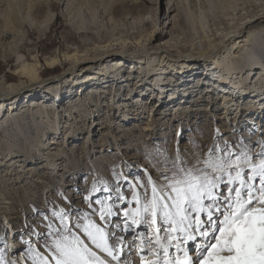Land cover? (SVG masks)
<instances>
[{
    "label": "rangeland",
    "instance_id": "1",
    "mask_svg": "<svg viewBox=\"0 0 264 264\" xmlns=\"http://www.w3.org/2000/svg\"><path fill=\"white\" fill-rule=\"evenodd\" d=\"M79 1L82 3V0H0V76L9 83L18 84L21 81L16 72L19 59L32 62V56H36L40 64L38 73L43 80L40 88L31 90L35 92L34 97L14 98L15 107L22 113L20 117H24L20 123L14 120L8 123L4 139L10 144V154L5 156L0 149V190L7 197L6 202H9L1 203L0 206L12 204L19 210L14 215L17 219L0 215V236L6 235L7 240L10 243L14 241L19 250L23 249L17 230L26 220L35 223L37 217L34 209L44 210L52 201L67 207V202L60 194L67 196L76 207L86 208L81 196L73 195L74 191L86 189L94 178L111 180L114 167L128 174L131 179L137 169L126 166L125 162L127 165L149 168L155 176L154 169L149 167L146 152L156 145L166 148L169 154L176 151L177 142L182 154L186 151L206 152L214 141H234L240 136L247 137L253 126L255 130L251 139L255 141L258 139L256 136H260L259 130L264 128V90L260 94L256 93L264 85L262 76L256 79L259 67L255 69L256 74H251L254 69L248 65L237 73L225 67V63H222L225 70L222 69L212 58L197 63L196 59L189 57L190 60L184 64L175 63L163 68L155 66L154 69L160 73V80L155 83L150 80L152 71L142 72L144 69L139 60L135 58V61L130 57L131 54H125L117 67H112L113 62L111 66H105L113 56L103 57L89 63V69L84 68L85 72L81 75L76 74V70L67 71L68 62L47 68L45 57L57 52L71 54L74 49L82 50L85 47L84 38L94 39L92 32L87 29L92 20L110 27L112 25L107 21V14L110 13L108 18L113 16L115 20L113 31L118 32L128 27L124 19L126 14L154 16L156 10L162 12L166 9L165 1L156 5L151 0H83L89 9L85 5L78 7ZM211 1L216 7L212 8L213 13L208 10ZM241 1L201 0L197 7L191 0L190 8L195 9V13L202 9L204 13L210 14L206 19V30H210L211 34L216 27L221 28L224 23L233 22L252 12L259 3V0L247 3ZM66 4L73 9L71 17L65 13ZM110 8L111 11L107 12ZM90 11L95 15L93 18L88 13ZM51 13L53 19L43 33L31 25ZM145 27L150 29V24ZM166 29L165 24L158 27L159 37L163 34L164 38ZM133 49L136 46L126 47L128 53ZM226 72L233 85H227L228 91L223 96L219 87L225 83L222 74ZM66 74H71L70 78L74 80H60ZM52 77L58 79L48 80ZM243 81L247 83L245 88L248 93L250 91L249 94L254 95L247 96L248 93L242 91L239 86ZM47 82L57 84L48 90L49 86L45 85ZM27 89L23 88L21 94ZM86 95L91 96V102L87 105L82 103ZM31 101L38 106H30ZM226 102L231 107V113H224L227 110ZM178 107L180 109L176 110ZM24 109L27 111L21 112ZM259 109L262 112L257 116L254 112H259ZM35 110L38 112L36 115L33 113ZM57 113L61 116V123L54 133L50 129H53ZM234 115L238 121L235 130L231 129L234 125L227 126L230 120L233 121ZM151 119L152 129L146 135L139 127ZM244 123H249L250 128ZM225 128L231 129L230 132H224ZM149 136L157 142L153 143ZM35 137L41 143L34 147L31 144ZM87 138L90 144L82 150ZM121 138L123 141L119 140ZM50 140L55 142L51 143ZM132 146L134 152L130 150ZM19 154L21 156H17ZM29 154L31 156H26L27 161L22 163L26 158L22 155ZM133 154L137 157L129 162L128 158ZM48 160L64 169L55 173L48 166ZM29 168L32 169L26 172ZM32 192L34 196H28ZM5 220L11 226V232L4 226Z\"/></svg>",
    "mask_w": 264,
    "mask_h": 264
},
{
    "label": "snow or ice",
    "instance_id": "2",
    "mask_svg": "<svg viewBox=\"0 0 264 264\" xmlns=\"http://www.w3.org/2000/svg\"><path fill=\"white\" fill-rule=\"evenodd\" d=\"M254 130L206 152L156 145L146 152L155 176L114 167L74 191L86 208L60 194L67 207L34 209L17 230L18 254L0 236V264H264V130L253 141Z\"/></svg>",
    "mask_w": 264,
    "mask_h": 264
},
{
    "label": "bare ground",
    "instance_id": "3",
    "mask_svg": "<svg viewBox=\"0 0 264 264\" xmlns=\"http://www.w3.org/2000/svg\"><path fill=\"white\" fill-rule=\"evenodd\" d=\"M151 1L156 5L161 4L165 1L166 9H164V11L162 12L156 10L154 16L152 15L131 16L129 14H126V16H124V19H126L128 27H126L125 30H120L118 32L113 31L114 30L113 24L115 20L113 16H110L108 18L110 13L107 14V21L110 23V25H112L110 27L108 25L105 27L104 25L101 24V22L92 20L88 24L91 26L87 29L90 32H92L94 36L93 40L91 39L92 37L84 38L83 41L85 47L82 50L74 49L71 54H68L69 52L66 53L57 52L53 56L45 57V63H44L45 66L47 68H52L55 65L68 62L69 67L66 68V70L67 71L76 70L77 72L76 74L81 75V73L85 72L83 71L84 68L89 69L88 66L89 63L97 62L99 59L103 57L107 58L113 56L114 58H110V60L106 62L105 66H108L109 64L111 66V63L113 62L112 67L113 66L117 67V65L120 64L119 60L123 59V57L126 56L125 54H131L130 55L131 58H133L135 61L137 59L139 60L141 64V68L144 69L142 72L152 71L153 76L150 78V80H154L153 83H155L156 81L160 80V76H159L160 73L157 72L156 69H154L155 66L157 65L158 66L160 65V68H163L165 66L167 67L170 65L173 66L175 63L184 64L187 60H190V58L196 59L195 61L197 63L201 60L212 58V61L219 64L222 67V69L225 70L222 64L225 63L226 64L225 67H227L232 71H236L237 73L241 72L240 70L243 69L245 65H248L254 69V72H252L251 74L253 73L256 74L257 70L255 69L259 67V70L261 72H259L258 70L257 73L258 76L256 77V79L259 76H262L263 77L262 81L264 82V2H261L262 0H259L258 5L256 6L257 8L252 12H248L247 14H245V16L241 18L239 17L238 20H234L233 22L231 21L229 23H224V26L223 27L221 26V28L216 27L211 34H209L211 32L210 30H206V24H207L206 19L210 17L208 16L210 14L204 13L202 9H199V11L195 13L196 12L195 9L190 8L191 0H151ZM249 1L251 0H247V1L243 0V2L246 3ZM192 2L196 3L197 7L200 6L201 4V0H196V2L195 0H192ZM236 3L238 2H235V4ZM250 3L255 4L253 2ZM78 4H79L78 7H81L82 5L87 6L86 5L87 3H83V0L82 3L81 1H79ZM236 6L237 5L234 6L235 9ZM88 7L89 6H87V8ZM212 8L213 9L216 8L214 5V1H211L208 5L209 12L210 11L212 12L213 10ZM65 9H66L65 13L67 15H70L71 17L73 9L69 8L67 4L65 6ZM110 11L111 8L107 12ZM88 13H90V17L93 18L94 13L92 11ZM52 19H53V13L45 16L41 21H37L35 23H32L31 25L33 27H36L40 33H43L42 31L47 30ZM148 24H150V29H146L145 27ZM161 24H165L167 27L166 32L164 33V38H163V34L162 37H159V34L157 32L158 27ZM128 45L136 46V49H133L128 53L126 51V47ZM35 57L36 56H32V62H27L25 60H22L21 58L19 59L20 61H18L16 72L19 74L21 81H19L18 84L9 83L4 77L0 76V149L3 150V152L1 153H3L5 156L10 154L9 152L11 151L10 144L7 142L6 139H4L6 138L5 135L8 130L7 128V126L9 125L8 123L10 121L13 122V120L20 123V120L23 119L24 117V116L20 117L22 113L18 111L19 110L18 107H15L14 98H17V96H22V97L27 96L28 98L31 96L34 97L35 92L31 90L40 88L43 83V80L41 79L38 73V67L40 66V64ZM243 62L245 64H243ZM240 63H242L243 65H241ZM70 76L71 74H66L60 80L66 78V82H71L72 80H74V78H70ZM222 78H223L222 80H224L225 83L223 85H220L219 92L220 94L222 93L224 96L225 91L226 90L228 91L227 85L232 86L233 84L231 83L232 82L231 79H228L227 72L222 74ZM55 79L58 78L52 77L51 79L48 80H55ZM56 82H51V83L47 82L48 84L46 83L45 85L49 86L48 90H50L54 88L53 85L57 84ZM245 84L247 83L243 81V84L240 85L239 87L242 89V91L248 93V90L245 88L246 87ZM23 88L25 89L28 88V89L25 93L21 94L20 91ZM263 90H264V85L261 86V90L257 91L256 93L260 94L261 91ZM249 93L247 96L254 95V93L252 94ZM255 97H257V95ZM89 102H91V96L88 95L87 97L86 95L82 103L87 105L89 104ZM35 104L37 107L38 106L37 103L31 101L30 106L34 107ZM225 106L227 107L226 108L227 110H225L224 113L227 111L231 113L232 111L229 103L226 102ZM180 107L183 108L182 106ZM180 107H178L176 110H179ZM23 111H27V110L24 109L21 112ZM261 112L262 110H260L259 112L255 111L254 113H256V115L258 116L259 115L258 113ZM33 113L36 115L38 112L37 110H35ZM235 118L236 116L234 115L232 118L233 121L230 120L229 123L227 124V126L229 127L234 125L231 127V129L233 130L238 128L237 126L238 121ZM256 118L257 117H255L254 120ZM55 119L56 120L53 123L54 124L53 129H50L54 133L57 132L56 127H60L61 116L58 115L57 113ZM262 120L264 121V119ZM151 123H152V119L149 121V123L142 124L141 127H139L140 130L144 134L146 133V135H149L150 130L152 129L150 128L152 126ZM244 125L248 127V129L250 128L249 123L248 124L244 123ZM231 129L225 128L224 132H230ZM261 130H264V128L259 130V134L261 133ZM54 137H52V139H54ZM256 137L260 138V136L259 137L256 136ZM149 139H151L153 143L157 142L156 139L155 138L152 139L151 136H149ZM119 140L123 141L122 138ZM40 141L41 140L36 137L32 138L31 145L35 147L36 145L39 144ZM50 142L53 143L55 141L50 140ZM88 144H90V142L89 139L87 138L84 141L81 149L85 150ZM133 147L134 146L130 147V150H132V152H134ZM60 150L61 149H59V151ZM137 153L139 154V152ZM135 154L131 155L128 158L129 162H133L131 160L137 157L135 156ZM17 156H21V155L19 154ZM22 156L23 157L31 156V154L22 155ZM27 159H28L27 157L24 158V161L22 163L27 161ZM50 162L51 161L48 160L49 163L48 166H50V169L52 171H55V173L64 169L63 167L57 166L56 164ZM141 165H143V162L141 163ZM31 169L32 168L26 169V172L27 170L29 171ZM28 196L33 197L34 193L33 192L30 193ZM6 199L7 197H4L2 190H0V204L1 203L8 204L9 202H6L7 201ZM13 208L14 207L12 206V204L11 206L8 205L6 207L0 206V210H1L0 215L1 216L4 215V217H10V219L12 218L15 219L16 217H14V215H17L19 210L17 208L16 209ZM17 250L19 249L15 248L13 249L12 252H9L10 256L13 254H18Z\"/></svg>",
    "mask_w": 264,
    "mask_h": 264
},
{
    "label": "water",
    "instance_id": "4",
    "mask_svg": "<svg viewBox=\"0 0 264 264\" xmlns=\"http://www.w3.org/2000/svg\"><path fill=\"white\" fill-rule=\"evenodd\" d=\"M63 74V73H62ZM62 74H58V76H61Z\"/></svg>",
    "mask_w": 264,
    "mask_h": 264
}]
</instances>
